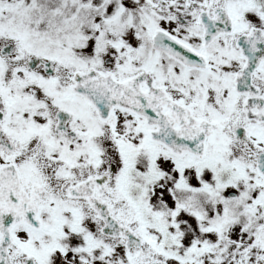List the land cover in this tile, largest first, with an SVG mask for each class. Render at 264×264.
<instances>
[{
    "label": "snow or ice",
    "instance_id": "snow-or-ice-1",
    "mask_svg": "<svg viewBox=\"0 0 264 264\" xmlns=\"http://www.w3.org/2000/svg\"><path fill=\"white\" fill-rule=\"evenodd\" d=\"M0 264H264V0H0Z\"/></svg>",
    "mask_w": 264,
    "mask_h": 264
}]
</instances>
